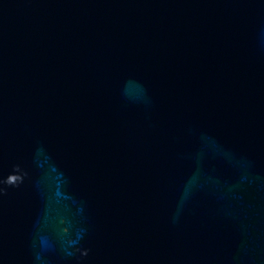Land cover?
Wrapping results in <instances>:
<instances>
[{
    "label": "water",
    "instance_id": "1",
    "mask_svg": "<svg viewBox=\"0 0 264 264\" xmlns=\"http://www.w3.org/2000/svg\"><path fill=\"white\" fill-rule=\"evenodd\" d=\"M0 264H264V0H0Z\"/></svg>",
    "mask_w": 264,
    "mask_h": 264
}]
</instances>
